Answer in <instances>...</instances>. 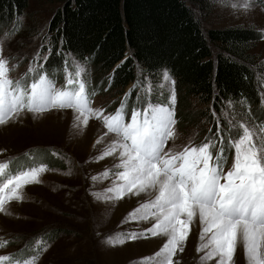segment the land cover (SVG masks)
Instances as JSON below:
<instances>
[{"label": "rangeland", "instance_id": "1", "mask_svg": "<svg viewBox=\"0 0 264 264\" xmlns=\"http://www.w3.org/2000/svg\"><path fill=\"white\" fill-rule=\"evenodd\" d=\"M186 2L195 9L206 31L248 26L262 32L261 39L252 45L251 53L258 62L259 88L264 104V3L259 0H208L202 6L194 4L193 0ZM63 3L64 0H30L28 9L22 15L9 24L0 23V58L8 60L10 79L30 83L34 78L29 73L32 68L37 73H47L59 89L66 86L69 73L74 75L81 70V78L85 80L90 94V106L103 109L105 115L114 114L126 94L135 90L134 95L126 100L125 122L130 120L133 108L143 111L149 101L168 104L174 90L175 135L168 140L165 151L171 149L179 152L185 147H198L207 137L215 136L216 130L209 131H213L212 123L206 111H200L203 105L197 98H186L184 90L178 88L176 79L166 68L153 81L146 78L143 70L136 65V81L121 93L109 87L103 93L93 91L90 86L97 73L72 55H69L72 59L64 62L61 76H56L46 66L45 57L48 59L49 51L43 52V49L48 46V38H45L47 24ZM37 54L39 59L36 58ZM165 73L169 77L167 81L163 79ZM93 92L94 95H91ZM187 107L192 114L191 121L178 122L180 118L176 113L181 111L183 115ZM241 107L231 103L213 111L222 130L220 135L225 137L226 150V137L228 139L231 134L235 138L241 122L254 125L257 129L264 126L261 118H255L254 112L250 113L252 109L238 116L235 111ZM76 115L73 109L53 108L39 114L25 109L8 123L0 125V162L9 163V168L0 174V183L10 175L31 167L44 166L47 169L39 175L38 183L23 185L18 189L19 200L6 202L5 210L0 211V256L10 258L2 264H145L142 258H150L147 264H155L151 258L162 249L168 236L148 234L136 239L126 238L132 232H145L157 222L153 216L135 221L126 217L154 199L156 193L143 192L139 195L128 194L122 199H108L114 197V193L107 189L115 187V173L122 170L116 167L119 156L116 154L99 161L97 157L112 142L114 134L106 135L97 144L101 135L106 133L103 122L90 117L89 122L96 123L95 129L89 130L82 124L77 129ZM223 121H226L229 130L227 134L223 130ZM216 139L219 146V137ZM215 152L213 150L214 156ZM226 157L225 172L234 162V149L226 151ZM106 171L110 173L107 178L103 175ZM93 177L98 179L94 180ZM190 229L186 242L181 246L183 251L177 249L173 264H217L218 257L202 260L209 249L197 251L203 243L200 240L198 216ZM122 239L124 242L121 243ZM33 257H36L35 262ZM232 264H247L242 241L237 243Z\"/></svg>", "mask_w": 264, "mask_h": 264}, {"label": "snow or ice", "instance_id": "2", "mask_svg": "<svg viewBox=\"0 0 264 264\" xmlns=\"http://www.w3.org/2000/svg\"><path fill=\"white\" fill-rule=\"evenodd\" d=\"M39 59V54H37ZM47 57H45V62ZM8 60L0 58V125L18 116L25 109L35 114L49 109H73L75 126H87L90 117L103 122L105 135L114 139L97 157V161L118 154L114 193L108 199H122L125 195L155 192V198L131 212L127 220H147L156 217L157 222L143 233L132 232L126 238L136 239L148 234H165L167 242L151 259L155 264H173V257L187 240L190 225L195 217L201 224L197 251L209 249L202 260L217 258V264H232L238 241H242L247 264H264V126L257 129L247 122L239 124L235 138L225 137L217 121L215 136L207 137L198 147H185L182 151H165V145L175 135V91L168 104L149 101L141 111L133 108L130 120L125 122L126 94L120 108L114 114L105 115L103 109H93L82 71L69 73L66 86L57 88L47 73H37L30 83L14 82L8 76ZM27 79V75H26ZM164 80H169L165 73ZM174 85V81L171 82ZM94 95V92L91 93ZM235 128V126H233ZM211 132V130H209ZM219 137V146L217 145ZM102 138L97 140V144ZM234 149V162L225 172L226 151ZM213 150H216L215 156ZM9 168L8 162H0V174ZM44 166L21 170L0 183V211L11 200L21 198L18 189L23 185L38 183ZM106 171L103 175L109 176ZM94 180L98 177H93ZM210 234V235H209ZM208 237L207 241L205 238ZM111 241V237L108 238ZM124 242L123 239L120 241ZM159 259H156V258ZM35 262L36 257H33ZM147 264L148 259L142 258ZM0 256V264L9 261Z\"/></svg>", "mask_w": 264, "mask_h": 264}, {"label": "trees", "instance_id": "3", "mask_svg": "<svg viewBox=\"0 0 264 264\" xmlns=\"http://www.w3.org/2000/svg\"><path fill=\"white\" fill-rule=\"evenodd\" d=\"M193 2L205 6L208 0ZM29 4L30 0H0V23L9 24ZM47 25L48 46L43 52L49 51L46 66L56 76H61L64 62L75 57L97 73L93 91L103 93L109 87L121 93L136 81V65L153 81L166 68L184 96L203 105L200 111H206L211 132L217 128L213 111L231 103L242 106L235 111L238 116L252 109L264 124L258 62L251 53L262 32L254 27L206 31L186 0H64ZM187 110L176 113L178 122L191 121Z\"/></svg>", "mask_w": 264, "mask_h": 264}, {"label": "bare ground", "instance_id": "4", "mask_svg": "<svg viewBox=\"0 0 264 264\" xmlns=\"http://www.w3.org/2000/svg\"><path fill=\"white\" fill-rule=\"evenodd\" d=\"M95 125H96V123H92V121H91V122L88 123V125H87L86 127L89 128V130H90V128H94ZM83 127H85V126H83ZM96 127H97V126H96ZM85 129H86V128H85ZM94 129H95V128H94ZM105 136H106V135L103 134V135H101V138L103 139V138H105ZM109 137H110V136H109ZM103 140H104V139H103ZM103 140H102V141H103ZM106 140H107V139H106Z\"/></svg>", "mask_w": 264, "mask_h": 264}]
</instances>
